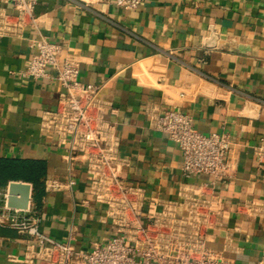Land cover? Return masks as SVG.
I'll list each match as a JSON object with an SVG mask.
<instances>
[{"label": "crops", "instance_id": "crops-1", "mask_svg": "<svg viewBox=\"0 0 264 264\" xmlns=\"http://www.w3.org/2000/svg\"><path fill=\"white\" fill-rule=\"evenodd\" d=\"M0 12L16 13L12 1L0 0ZM34 13L36 25L26 24L21 36H0V159L45 162L40 206L27 181L22 213L86 249L114 231L89 195L81 158L68 161L67 144L40 128L41 113L57 105L59 83L20 74L41 33L62 44L59 61L78 60L82 82L102 85L99 97L112 106L104 117L129 159L121 175L157 198L210 197L219 225L207 229L206 245L233 264H264V160L255 153L264 142V0H140L133 9L111 0H38ZM147 105L187 113L203 134H226L229 172L184 175L180 149L150 127ZM69 178L75 182L66 186ZM11 180L0 182V207ZM50 180L65 186L49 189ZM34 243L0 225V264H29Z\"/></svg>", "mask_w": 264, "mask_h": 264}, {"label": "built area", "instance_id": "built-area-1", "mask_svg": "<svg viewBox=\"0 0 264 264\" xmlns=\"http://www.w3.org/2000/svg\"><path fill=\"white\" fill-rule=\"evenodd\" d=\"M16 13L0 12V36H21L26 24L36 25L34 13L38 0H11ZM123 9L136 8L140 0H111ZM35 51L20 74L34 79L50 76L61 90L57 105L41 113L40 128L56 134L67 144V159L80 157L91 199L101 205L114 226L112 234L90 248L76 246L70 239L59 240L42 231L37 215L25 210L0 207V225L35 238L29 264H233L206 245L208 228L218 227L219 210L211 198L187 195L162 199L147 194L141 185L125 179L122 167L129 159L119 154V137L113 123L104 117L111 102L99 97L102 87L78 78L79 62L74 58L57 59L62 44L39 34L31 40ZM47 67L54 69L53 74ZM150 127L164 132L181 151L184 175L207 174L222 177L229 172V138L224 133L197 131L190 115L179 109L161 110L147 105ZM264 160V142L256 147ZM75 182L69 178L66 186ZM65 184L50 180L47 188L58 190ZM6 193H3V198ZM88 199L82 200L83 204ZM37 258L32 262L31 257Z\"/></svg>", "mask_w": 264, "mask_h": 264}, {"label": "trees", "instance_id": "trees-1", "mask_svg": "<svg viewBox=\"0 0 264 264\" xmlns=\"http://www.w3.org/2000/svg\"><path fill=\"white\" fill-rule=\"evenodd\" d=\"M45 162L34 159H0V182L8 178L25 180L32 184V197L35 207L40 206V197L44 194Z\"/></svg>", "mask_w": 264, "mask_h": 264}, {"label": "water", "instance_id": "water-1", "mask_svg": "<svg viewBox=\"0 0 264 264\" xmlns=\"http://www.w3.org/2000/svg\"><path fill=\"white\" fill-rule=\"evenodd\" d=\"M31 184L22 180H11L7 185L6 205L25 210L29 207Z\"/></svg>", "mask_w": 264, "mask_h": 264}]
</instances>
